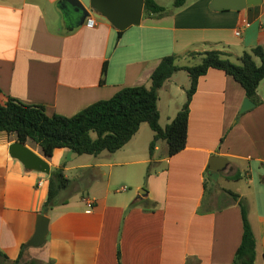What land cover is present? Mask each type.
Listing matches in <instances>:
<instances>
[{"label": "crops", "instance_id": "crops-1", "mask_svg": "<svg viewBox=\"0 0 264 264\" xmlns=\"http://www.w3.org/2000/svg\"><path fill=\"white\" fill-rule=\"evenodd\" d=\"M61 1L0 0V104L10 97L43 106L50 116L73 117L125 87L150 86L165 56L178 55V64L185 65L197 53L217 50L237 61L245 51L264 46V0L240 11L214 10V0H185L175 9V0H155L168 14L143 15L141 24L121 37L103 20L97 19L94 28L78 25L77 18L66 21ZM174 77L162 88L171 97ZM177 91L185 96L187 90ZM258 96L261 104L252 101L254 108L241 113L248 99L242 86L210 69L192 98L186 147L175 156L167 157L168 145L159 141L151 159L155 134L144 123L116 153L83 159L64 148L44 158L51 172L64 166L70 183L63 192L75 187L71 198L48 208L47 241L28 248L24 260L234 264L244 231L243 201L257 240L256 264H264V80ZM183 105L168 106L166 126ZM15 142L0 133V250L12 260L34 236L48 198L42 173L26 170L10 155ZM27 145L42 156L37 145ZM213 156L228 159L218 173L209 169ZM115 168H121L118 175L132 190L113 192ZM210 178L214 185L208 189ZM222 181H245L248 191L227 188ZM146 182V194L136 196ZM88 200L95 201L91 211Z\"/></svg>", "mask_w": 264, "mask_h": 264}, {"label": "trees", "instance_id": "trees-1", "mask_svg": "<svg viewBox=\"0 0 264 264\" xmlns=\"http://www.w3.org/2000/svg\"><path fill=\"white\" fill-rule=\"evenodd\" d=\"M184 4L185 0H175L174 7L180 8ZM167 14V9L155 0L145 1V18H163ZM118 34L121 37L123 32ZM193 56L194 60H200L194 66L179 65L178 55L165 56L152 73L150 86L125 87L112 98L99 101L73 117L50 116L43 106L25 104L9 97L4 104H0V133L14 136L17 142L25 145L32 142L46 159L52 158L56 150L64 148L79 156H98L103 152L116 153L123 149L136 136L142 124L147 123L155 134L149 148L151 159L159 141L167 143V157L175 156L186 147L192 98L199 79L210 69L223 71L232 77L242 86L248 99L256 105L261 104L258 88L264 80V46L245 51L237 63L232 61L230 54L217 50ZM182 71L190 78L186 101L175 119L163 128L158 105L160 91L166 82ZM240 179L241 176L235 178L237 181ZM48 183L46 207L50 208L56 205V199L70 183L64 174V166L51 172ZM233 197L239 199L238 195L233 194ZM239 204L244 231L234 264H256L257 240L249 221L248 208L243 201ZM27 251L26 245H22L18 258L12 260L0 250V264H40L37 260L25 261ZM54 263L50 260L46 264Z\"/></svg>", "mask_w": 264, "mask_h": 264}, {"label": "water", "instance_id": "water-1", "mask_svg": "<svg viewBox=\"0 0 264 264\" xmlns=\"http://www.w3.org/2000/svg\"><path fill=\"white\" fill-rule=\"evenodd\" d=\"M146 0H62V8L70 7L76 15L78 25L82 26L90 14H94L96 19L110 23L120 32L126 31L132 26H139L144 15ZM261 0H214L212 8L214 10H234L240 11L249 6H257ZM255 104L246 99L241 113H245ZM10 155L19 160L28 171H35L46 176L51 175V167L47 160L40 154L32 150L28 145L15 142L10 146ZM228 159L220 156H213L209 162V169L213 173H218L226 166ZM140 195L146 191H140ZM48 207H44V212L37 218L36 231L32 239L26 244L27 248H41L45 245L49 233L50 219L45 215Z\"/></svg>", "mask_w": 264, "mask_h": 264}, {"label": "rangeland", "instance_id": "rangeland-1", "mask_svg": "<svg viewBox=\"0 0 264 264\" xmlns=\"http://www.w3.org/2000/svg\"><path fill=\"white\" fill-rule=\"evenodd\" d=\"M191 3V1H189V4ZM165 4H169V1L167 0L165 2ZM176 7H174L175 9ZM232 61L237 63L236 59L232 58ZM200 62V60H193V59H188V61L186 62H182V64H185V65H188V66H194L196 64H198ZM181 64V63H180ZM175 79V82L173 84V89H174V97H171L169 95V92L167 90H161L160 92V101H159V108H160V111H161V117H160V125L165 128L166 127V124H167V113H168V106H172V107H175L177 105H180L182 102L185 103V99H186V95L185 96H182L180 95V93L177 91V88H179L180 86H185L186 90L189 89L190 87V78L188 76V74L186 72H180L178 74L175 75L174 77ZM164 141H161V143L163 144ZM30 144L32 145H35L33 144L32 142H30ZM71 155H76L74 154L73 152H70ZM74 157H80L79 155H76ZM81 157H84L83 159H86L87 157H90L88 155H84V156H81ZM91 157H94V156H91ZM69 157H65L64 160H68ZM74 164H77V162H75ZM156 167H152L151 170H154ZM121 168H115V176H114V180H113V184H112V190L113 192H122L121 194H124L125 191H130L132 190L131 187H129V185L127 184L126 181H124L119 175H118V171L120 170ZM41 179H44L45 180V188L43 189V193H47L48 192V188H49V183L47 181L48 179V176L44 175V174H41ZM224 186H226L227 188H232V187H239L240 189H242V191H248V188L246 186V182L245 181H242V182H239V183H228V182H224ZM208 189L210 187H212V185H214V180L212 178H210L208 180ZM74 187L71 189L72 191H69V192H61L60 195L58 196V198L56 199V201H62L64 199H66L67 197L68 198H71L69 197L68 195L72 196V192L74 190ZM147 182L145 183L144 187H142L136 194V196L140 193V191H146L147 192ZM125 189V190H124ZM46 207V206H45Z\"/></svg>", "mask_w": 264, "mask_h": 264}, {"label": "built area", "instance_id": "built-area-1", "mask_svg": "<svg viewBox=\"0 0 264 264\" xmlns=\"http://www.w3.org/2000/svg\"><path fill=\"white\" fill-rule=\"evenodd\" d=\"M96 21H97V19H96L95 15L94 14H90L89 17L85 21V25L88 28H94L96 26V23H97ZM236 35L240 36L241 35V31H239V30L236 31ZM43 184H44V180H41L39 182V186H42ZM94 205H95V201L94 200H88L87 201V207L89 208L90 211L94 208Z\"/></svg>", "mask_w": 264, "mask_h": 264}, {"label": "flooded vegetation", "instance_id": "flooded-vegetation-1", "mask_svg": "<svg viewBox=\"0 0 264 264\" xmlns=\"http://www.w3.org/2000/svg\"><path fill=\"white\" fill-rule=\"evenodd\" d=\"M64 10L66 21L71 22L72 19L76 18V15L72 12V9L70 7H65Z\"/></svg>", "mask_w": 264, "mask_h": 264}]
</instances>
